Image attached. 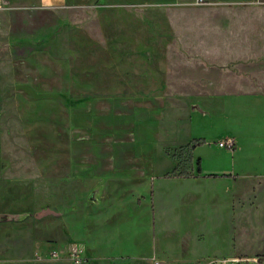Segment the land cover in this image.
<instances>
[{
  "label": "rangeland",
  "instance_id": "obj_1",
  "mask_svg": "<svg viewBox=\"0 0 264 264\" xmlns=\"http://www.w3.org/2000/svg\"><path fill=\"white\" fill-rule=\"evenodd\" d=\"M27 4L0 7V261L85 245L259 264L264 179L221 174L250 175V161L180 150L218 146L208 120L264 92V0ZM175 168L190 177L167 178Z\"/></svg>",
  "mask_w": 264,
  "mask_h": 264
},
{
  "label": "crops",
  "instance_id": "obj_2",
  "mask_svg": "<svg viewBox=\"0 0 264 264\" xmlns=\"http://www.w3.org/2000/svg\"><path fill=\"white\" fill-rule=\"evenodd\" d=\"M5 0H0V7ZM22 1L27 7L35 10L61 9L66 5L67 0H11ZM236 108L228 111L226 108H219V117L217 120H208L205 127L218 131L219 134L214 136L211 141H220L225 138H233L236 142V148L233 151H222L224 149L218 146L211 147L203 144L200 149L221 153L231 160L244 163L251 162L253 172L249 175L238 173H221L236 175L237 177L264 179V92L260 89L252 90L251 93L242 94L235 99ZM228 113H227V112ZM206 122V121H205ZM205 129V128H204ZM216 139V140H213ZM219 150H218V149ZM199 149V150H200ZM250 154V157L246 156ZM202 161V159H201ZM204 177H211L205 173L202 165ZM220 174V173H219ZM83 261L77 263L71 257V248L66 249L62 245H54L52 249L54 254L49 251L42 253L39 258H29L26 260L0 261V264H148L143 256H130L129 258H114L111 256H95L90 248L80 246ZM130 247L136 249V245L131 243Z\"/></svg>",
  "mask_w": 264,
  "mask_h": 264
},
{
  "label": "trees",
  "instance_id": "obj_3",
  "mask_svg": "<svg viewBox=\"0 0 264 264\" xmlns=\"http://www.w3.org/2000/svg\"><path fill=\"white\" fill-rule=\"evenodd\" d=\"M205 141H197L189 146L182 147L180 150V156L187 159V162L194 161L193 152L194 150L200 146L203 145ZM196 167H197V174H202V166H201V159H198L196 161ZM167 178H188L190 177V173L185 169L181 173H179L178 168H175L172 173L166 175ZM259 264H261L264 261V254L259 258ZM252 264V263H250Z\"/></svg>",
  "mask_w": 264,
  "mask_h": 264
},
{
  "label": "built area",
  "instance_id": "obj_4",
  "mask_svg": "<svg viewBox=\"0 0 264 264\" xmlns=\"http://www.w3.org/2000/svg\"><path fill=\"white\" fill-rule=\"evenodd\" d=\"M218 147L221 149H225L228 151H233L236 148V142L233 138H225L217 143ZM82 251L78 247H73L71 250V257L77 262L80 263L83 261V258L81 256ZM238 259H234L232 261L228 260H220V261H214L209 264H228L229 262H238Z\"/></svg>",
  "mask_w": 264,
  "mask_h": 264
},
{
  "label": "bare ground",
  "instance_id": "obj_5",
  "mask_svg": "<svg viewBox=\"0 0 264 264\" xmlns=\"http://www.w3.org/2000/svg\"><path fill=\"white\" fill-rule=\"evenodd\" d=\"M193 113V112H192Z\"/></svg>",
  "mask_w": 264,
  "mask_h": 264
}]
</instances>
